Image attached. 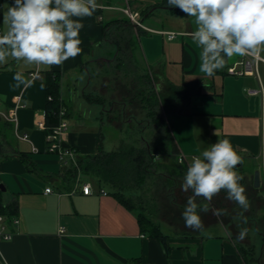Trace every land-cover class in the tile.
<instances>
[{
    "label": "crops",
    "instance_id": "0c3cea01",
    "mask_svg": "<svg viewBox=\"0 0 264 264\" xmlns=\"http://www.w3.org/2000/svg\"><path fill=\"white\" fill-rule=\"evenodd\" d=\"M6 3L11 4L12 0H0L2 33L7 29L3 22ZM128 8L127 0H97L93 15L83 21L85 27L80 33L81 53L65 61L62 66L48 69L43 66L21 65L17 69L15 61L11 59L8 64L0 65V185L5 189L2 191L3 203L16 204V217L20 220L17 226L10 227L15 233L13 239L0 241V253L3 254L0 264H246L238 250L239 246L245 244L236 239L241 228L249 229L246 226L249 215L242 210L238 213L240 216L244 214L242 219L232 216L233 219L223 222V225L217 222V218L213 221L203 220L204 213H201L203 231L187 228L188 230H181L174 236L165 234L168 236L167 246L170 248V253L167 254L158 239L142 233L136 214L108 194L107 187L102 188L96 182L81 183L79 178L74 182L69 180L68 167L80 156L95 153L103 146L100 127L104 114L107 113L114 126H118V119L123 118L128 109V104L124 101L120 103V112L115 108L108 110L105 106L100 107L102 104L95 101L97 90H92L93 80L96 79L101 64L110 69L114 61L104 56L107 49H102L104 43L109 44L103 38L104 24L129 20L135 25L125 12ZM141 24L140 28L144 33H176ZM181 34L187 35L190 32ZM176 37H167V40L174 42ZM135 45L134 61L141 58L145 62L144 65L136 62L138 65L135 66L139 71L150 70L147 62L148 43L141 41L143 49L137 43ZM180 47L178 49L172 45L170 53L179 55L187 75H197L200 72L199 61L185 50V44ZM234 58L235 56L226 61V70ZM156 67L161 70V65ZM17 70L23 71L32 80L30 86L13 87V76ZM222 72L227 74L221 70L216 74H223ZM50 74H57L61 79V100L68 111L67 119L70 123L63 136V145L75 151V161L63 162L57 152L48 151V132L46 127H39L41 121L46 125V78ZM235 77L239 79L230 82L234 85L231 92L228 93V88L224 86L220 95L221 102L214 103L219 110H194L190 104L189 113L171 115L172 120L169 122L178 151L187 159L200 155L202 150L218 139H229L242 156L243 163H247V171L242 174V184L245 188L253 186L254 174L259 171L261 187L264 186L262 95L249 94L250 90H258L260 85L255 77ZM195 80L202 87L201 94L212 97L217 95L213 90V80V83L204 85L205 81L194 77L183 83ZM65 84L74 88V97L77 99L72 105L73 108L67 106L64 100ZM170 85L163 77L162 92L169 94ZM83 86L82 93L78 94V89ZM87 92L91 94L87 95ZM232 93L234 98L227 99L226 95ZM106 99L103 98L104 101ZM113 103L119 104L118 101ZM91 104L95 105V111L90 109ZM229 104L232 106L227 109ZM15 106L20 107L16 111V121L13 122L7 117L10 109ZM70 108L79 120L72 119ZM25 134L28 135V140L19 138ZM22 157L29 160L30 168L21 160ZM85 183L92 185V193L89 195L82 192L81 187ZM48 188L52 192L46 193ZM207 214L215 218L211 211ZM227 231L232 233L231 237L227 235Z\"/></svg>",
    "mask_w": 264,
    "mask_h": 264
},
{
    "label": "clouds",
    "instance_id": "9594fccd",
    "mask_svg": "<svg viewBox=\"0 0 264 264\" xmlns=\"http://www.w3.org/2000/svg\"><path fill=\"white\" fill-rule=\"evenodd\" d=\"M167 3L193 20L195 28L190 37L199 49V71L204 76L213 77L234 56L264 60V0ZM5 7L3 22L7 29L0 33V65L11 59L17 69L21 65L50 69L81 53L83 21L93 15L97 0H12ZM13 80L15 88L32 84L21 70L15 72ZM156 87L160 89V85ZM242 163V156L229 139H218L192 157L181 185L183 192H191L181 214L185 227L203 231L201 213L210 211L223 225L221 217L228 214L227 209L210 206L221 191L242 210L249 209L246 190L240 183L243 176L236 171ZM197 198L207 203L198 204ZM247 234L248 229L241 228L236 239L242 241ZM227 235L231 237L232 233L227 231Z\"/></svg>",
    "mask_w": 264,
    "mask_h": 264
},
{
    "label": "rangeland",
    "instance_id": "374dc122",
    "mask_svg": "<svg viewBox=\"0 0 264 264\" xmlns=\"http://www.w3.org/2000/svg\"><path fill=\"white\" fill-rule=\"evenodd\" d=\"M154 1L155 0H149L148 2L153 3ZM145 2L142 4H140L141 2H139L138 4H135L131 8V10L130 8L128 9L133 13L139 14L140 10L145 8L148 3L147 1ZM171 13L172 12L167 9L158 8L154 11L152 17L147 16L145 18H137V20H139L141 23L150 27L156 28L158 30H172L177 33V37L174 42H169L167 40L168 36L166 34H163L162 32H142L139 34L140 39L137 35L135 36L134 41H136L138 47H142V45H140L141 41L142 43H148L149 59L147 62L148 65H150V70H138L139 72L125 75L120 70H114L117 62H113L110 69L105 68L103 66L104 64H101L102 66L97 71L96 79L93 80L94 87L92 90L96 88L98 93V95L96 96L97 99H102L101 97L107 98L106 101H104L103 104L99 106H105V108L108 110L111 108H115L118 112H120V103L124 101L128 104V109L125 112L124 117L118 119V121L120 122L118 126H114L111 118L108 117L107 113L104 114L105 116L103 119V123L100 127L101 134L103 136V146L101 145V149L104 151H118L122 147L127 146H135L137 148H140L144 144V138L152 142L150 128L143 126L145 124L143 120L146 119L147 111L142 107L140 96L144 93L147 94L150 90L151 93H155L154 95L157 96L158 100L167 99L169 95L163 93L161 90V82L163 77L171 85L179 86L180 84H183V81H190L194 79V77L200 78L205 81L203 82L204 85H207L209 82L213 83L212 80L215 81L213 88V90L217 93L215 97L201 94L198 95V97L193 96V101H191L192 108H194V110L197 108H202L212 111L219 110V108L216 107L214 103L221 102L222 98L220 95L223 91L224 86L228 88L229 93L234 86L230 82L239 79L235 76L233 77L228 74L225 75L224 72H222L223 74H215L213 77L204 76L200 72L195 76L187 75L182 67L181 58H179V55L177 56L173 53L171 54L170 47L174 45L176 48L181 49L180 46L185 44V50L189 52V54H191V57L199 61V49L192 42L190 34H181L182 32L193 31L195 25L191 18L185 17L184 13ZM106 24L107 22H105L104 25ZM109 44H103L102 49H107V53H104V56L114 59L116 48ZM194 59L193 61H195ZM238 60H240V57L235 56V58L232 59L231 65L234 64V61L236 62ZM136 62H138L139 65L145 64V62H142L141 58H137ZM136 62L134 61V65H138L135 64ZM156 65H161V70H158L159 68L156 67ZM221 71H226L227 73L225 67ZM139 77H145L149 81H152L150 83L149 90L146 86H140L141 84H143V79L140 80ZM157 85H160L159 90H157ZM83 89L84 86L80 87L78 89V94H81ZM64 90V100L66 102V105L73 108L72 105L77 99L76 97H74V88L72 85L68 86L67 84H65ZM204 90H206V87H204ZM87 93V95L91 94L89 92ZM234 96L235 95H233V93L227 94L226 98L228 99L229 97L231 99L234 98ZM116 101L119 102L118 105H116V103H113ZM196 104H198L199 107ZM231 106L232 105L229 104L227 109H229ZM94 107L95 105L91 104L90 109L95 111L96 108ZM71 108L70 112L72 113V119L79 120L77 118V114L74 113ZM90 109L89 111L92 113V110ZM66 112L68 114L67 109ZM168 118L170 121L172 120L171 114H168ZM187 160L190 163L192 158L189 157ZM246 164L247 163L244 162L242 166L236 169L239 175L242 176V174L246 173ZM155 166V174L151 175L145 186L138 192H135V195L141 196L144 212L154 223L159 224L163 234L174 236L177 233H180L181 230H188L187 227H185V221L182 219L181 215L184 210L187 197L191 195V192L185 193L181 190V185L186 170L181 166L179 156L175 155L173 152H171V150H169V153L167 154L158 156L155 160ZM79 179L81 183L95 182L92 177L83 174L80 175ZM240 183L242 184V180L240 181ZM253 186H250L249 188L244 187L246 190V196L250 204V207L247 211L242 210L234 202L227 200L226 192L224 191H221L219 195L213 198L210 206L213 208L227 209L228 214L221 217V219L223 218V222L233 219L232 216L242 219L244 214L242 213L240 216L238 214L240 213V210L248 213L249 219H247L246 226L248 225L249 229L246 236L247 238L240 241L241 243L243 242L245 244L244 245L242 243L244 245V248H247V254H245V258L247 259L248 264H264V186H261L259 188H254L255 186ZM197 203L203 204L207 203V201H204L202 198H197ZM203 216V220L206 221L216 220V217L213 219L212 216L210 217L208 214H204ZM251 245L254 247V254L252 253ZM251 254H253V256H251Z\"/></svg>",
    "mask_w": 264,
    "mask_h": 264
},
{
    "label": "trees",
    "instance_id": "16d2710c",
    "mask_svg": "<svg viewBox=\"0 0 264 264\" xmlns=\"http://www.w3.org/2000/svg\"><path fill=\"white\" fill-rule=\"evenodd\" d=\"M145 1L148 2L149 0H127V3L132 8L135 4L139 2L142 4ZM158 8L167 9L172 13L181 12L178 8L169 7L167 0H155L153 3L148 2L138 15L141 18L149 17ZM142 32L144 31L139 26L133 25L129 20H117L114 23L104 25V40L116 48L113 61L117 62L115 68L126 74L137 72L138 69L134 65V49L136 46L134 38ZM139 78L140 80L143 79V84L140 86H146L149 90L152 81L145 77ZM60 82V76L57 74H50L46 78L48 96L53 97L52 101H48L46 108L47 132H50L52 127L59 123L58 113L63 107ZM201 93L202 87L199 81L195 80L185 82L180 86L170 85L169 96L165 100H158L157 96L154 95L155 93H151L150 90L147 94H141L142 107L147 111L143 126L150 128L152 142L144 138V144L140 148L127 146L112 152L99 148L95 153L80 156L76 164L70 165L67 169L70 181L78 180L80 175L83 174L92 177L102 188L107 187L108 194L114 196L127 209L136 214L142 233L158 239L165 247L167 254L170 253V248L167 246L168 236L163 234L159 224L154 223L144 212L141 196L135 195V192L141 190L151 175L155 174V160L158 156L169 153V150L180 156L168 114L189 113L193 96ZM95 101L101 104L104 102L103 98ZM21 160L30 168L31 163L29 160L23 157ZM180 164L187 171L188 163L180 162ZM0 214L9 218L16 217L17 214L16 204L5 205L3 203L2 190H0ZM238 250L246 264H248L245 258L247 248L241 245ZM251 250L253 253V247Z\"/></svg>",
    "mask_w": 264,
    "mask_h": 264
},
{
    "label": "built area",
    "instance_id": "2783aa9c",
    "mask_svg": "<svg viewBox=\"0 0 264 264\" xmlns=\"http://www.w3.org/2000/svg\"><path fill=\"white\" fill-rule=\"evenodd\" d=\"M125 12L129 16L130 20L135 23L136 26L142 27V24L138 18L137 13L131 12L129 9H126ZM0 33L2 30L0 28ZM169 39H174L176 37V33H167ZM227 74L232 76H251L255 77L259 82L258 90H250L249 94L262 95V103H263V117H262V131L264 138V60L262 59H253L251 57H240V60L234 62L233 65L227 68ZM38 75H35V77ZM48 101H52L53 97L48 96ZM20 106H15L13 109H10L8 113V119L15 122L16 121V111ZM2 110V103L0 101V114ZM46 116V113H45ZM59 123L55 127H52V130L47 133V148L50 152H57L60 155V159L63 162H67V160L75 161V151L72 148L64 147L63 145V136L67 132L69 123L67 119V112L64 107L59 110ZM39 127L45 128V122H39ZM19 138L23 140H28V135L19 136ZM263 158H264V147H263ZM179 160L181 163L188 162L187 158L180 155ZM76 164V162L74 163ZM82 192L85 195H89L92 193V185L90 183L82 184ZM1 190V188H0ZM46 193L52 192L51 188L45 190ZM20 220L18 217L9 218L6 215L0 214V241H10L13 239L15 233L11 230L10 227H15L19 224ZM63 232V230L61 231Z\"/></svg>",
    "mask_w": 264,
    "mask_h": 264
},
{
    "label": "water",
    "instance_id": "95a60500",
    "mask_svg": "<svg viewBox=\"0 0 264 264\" xmlns=\"http://www.w3.org/2000/svg\"><path fill=\"white\" fill-rule=\"evenodd\" d=\"M237 167H239V166H237ZM260 184H261L260 173H259V171H256L255 174H254V186L256 188H258V187H260ZM0 188H1L2 191L5 190L2 185H0Z\"/></svg>",
    "mask_w": 264,
    "mask_h": 264
}]
</instances>
